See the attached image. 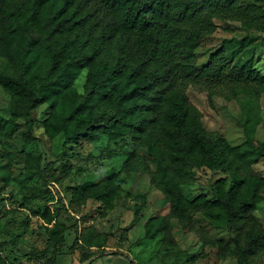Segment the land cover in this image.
<instances>
[{"label":"trees","instance_id":"1","mask_svg":"<svg viewBox=\"0 0 264 264\" xmlns=\"http://www.w3.org/2000/svg\"><path fill=\"white\" fill-rule=\"evenodd\" d=\"M228 20L246 33L226 38L199 66L196 50L202 40ZM262 41L264 0H0V56L8 61V68L0 66V85L11 92L10 116L0 126L21 117L34 120L35 110L45 104L40 122L63 133L64 148L100 136L121 141L129 157L144 155V162L154 164L144 170L168 203L167 214L145 221L147 236L162 235L174 244L171 220L185 225L203 211L234 232L230 242L219 244L220 255L251 264L264 252V216L258 212L264 175L252 167L264 156V142H256L247 127L237 145L207 130L187 87L264 92V73L255 66ZM82 72L79 93L74 82ZM26 136L34 139L30 130ZM24 159L38 165L40 156ZM201 167L226 170L230 180L218 178L212 198L188 199L181 184ZM70 168L64 160L65 175ZM120 186L114 171H103L94 182L76 184L72 199L77 206L88 198L111 205ZM133 198L137 216L146 197L136 192ZM45 213L50 220L48 207ZM63 231V226L51 227L49 239L62 242ZM83 239L89 245L95 241ZM0 264L19 263L2 254ZM127 264L139 263L130 258Z\"/></svg>","mask_w":264,"mask_h":264},{"label":"rangeland","instance_id":"2","mask_svg":"<svg viewBox=\"0 0 264 264\" xmlns=\"http://www.w3.org/2000/svg\"><path fill=\"white\" fill-rule=\"evenodd\" d=\"M250 32L262 35L263 31ZM245 33L238 22H224L197 48L198 65L204 64L226 38ZM7 62L0 56L1 67L8 68ZM255 66L264 73V41L256 50ZM84 80L82 72L74 82L79 93L83 92ZM187 94L201 111L204 127L224 135L231 145L245 140L244 127L256 142H264V92L244 93L226 87L208 93L201 85H189ZM10 100L11 92L0 85V124L10 116ZM46 112L47 105L43 104L33 113L34 120L21 117L16 124L0 126V255L19 264H127L130 258L139 264H238L234 256L219 253V244L230 242L234 232L222 219L205 216L203 211L195 212L185 225L171 220L174 244L166 243L162 235L147 236L145 221L169 210L144 170L146 166L154 168V164L144 162V155L129 157L122 152L121 141L104 136L69 143L64 148L63 133H53L40 122ZM28 130L34 139H28ZM109 150L116 152L107 156ZM26 154L40 156L38 165L26 162ZM64 160L70 163L68 175L62 170ZM135 165L140 169L132 170ZM252 167L264 175V156ZM107 170L116 173L121 185L113 203L105 206L88 198L77 206L72 199L76 184L94 182ZM220 177L230 180L226 170L198 168L193 178L181 184L182 192L188 199L198 195L212 198L214 183ZM136 192L146 197V206L137 216ZM260 194L258 212L264 216V188ZM46 207L52 214L50 220L46 219ZM57 225L64 228L62 242L49 239L50 228ZM86 236L95 240L92 245L84 242ZM76 239L78 244L71 249ZM102 248L107 250L104 255L99 254ZM86 253L90 257L81 259ZM253 258L251 264H264V252Z\"/></svg>","mask_w":264,"mask_h":264}]
</instances>
